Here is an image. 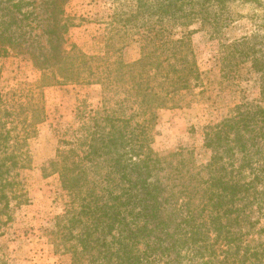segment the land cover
I'll return each instance as SVG.
<instances>
[{
    "label": "trees",
    "instance_id": "trees-1",
    "mask_svg": "<svg viewBox=\"0 0 264 264\" xmlns=\"http://www.w3.org/2000/svg\"><path fill=\"white\" fill-rule=\"evenodd\" d=\"M132 1L133 12L117 20L142 25L141 56L133 62L103 59L101 68L76 45L67 46L74 26L64 9L68 0L49 2L48 48L35 46L27 32L32 12L22 18L0 14V58L26 54L40 72L35 83L0 90V221L18 198L19 171L32 165L30 139L45 117L43 88L99 83L101 108H78L82 124L73 139H61L67 148H59L45 168L59 175L70 199L49 233L71 252L69 263L264 264V240L251 238L264 233V227L256 230L264 215V105L239 104L207 126L205 146L213 155L201 190L169 187L165 175L178 177L179 169L169 170L174 166L152 147L158 111L182 106L177 98L194 92L202 79L188 37L193 31L175 38L169 24L200 22L215 38L227 26L222 13L230 0ZM13 7L22 12L21 3ZM252 37L222 44L221 63L251 59L264 99V61ZM100 70L103 76L96 77Z\"/></svg>",
    "mask_w": 264,
    "mask_h": 264
},
{
    "label": "rangeland",
    "instance_id": "rangeland-1",
    "mask_svg": "<svg viewBox=\"0 0 264 264\" xmlns=\"http://www.w3.org/2000/svg\"><path fill=\"white\" fill-rule=\"evenodd\" d=\"M50 1L0 0V14L13 12L22 18L23 13L32 12L29 18L36 17V20L25 21L31 23V27H26L27 32L36 41L35 46L48 48L45 30L52 10ZM16 3H21L22 12L13 7ZM259 3L227 2L222 13L227 26L215 38L210 28L200 22L187 27L169 24L170 28L173 26L175 38L193 31L188 37L202 74L200 86L195 87L194 92L177 98L182 106L170 105L158 111L153 127V149L174 166L169 170L178 168L180 172L178 177L174 173L165 175V182L173 189L181 184L195 191L205 186L210 175L207 166L213 155L205 146L207 126L221 122L239 104L264 105L261 75L252 68V60H230L227 66L222 65L220 57L222 44L231 45L256 34L259 37L255 40L252 37L251 41L257 42L260 50L257 56L264 61V0ZM64 9L74 23L66 35L68 48L76 45L93 65L101 62V68L105 59L133 62L140 58L142 25L133 20V25L124 26L117 20V16L123 19L133 12L132 0H68ZM96 74V77L103 76L101 70ZM39 78L40 72L26 54L12 52L0 58L2 92L35 83ZM102 101L99 83L43 88L45 117L30 139L32 165L19 171L18 198L11 200L8 215L2 216L0 221V264H72L69 263L71 252H67L63 242L49 237L51 231H56L57 218L64 214L70 199L62 189L59 175L49 174V169L45 171V168L56 158L59 148H67L61 139H73L82 124L78 108L86 107L87 112L98 110ZM259 219L256 230L264 227V215ZM251 238L264 240V233L255 231Z\"/></svg>",
    "mask_w": 264,
    "mask_h": 264
}]
</instances>
